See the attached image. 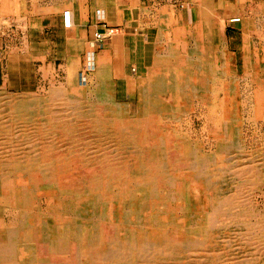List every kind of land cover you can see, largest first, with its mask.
<instances>
[{
  "label": "bare ground",
  "instance_id": "1",
  "mask_svg": "<svg viewBox=\"0 0 264 264\" xmlns=\"http://www.w3.org/2000/svg\"><path fill=\"white\" fill-rule=\"evenodd\" d=\"M190 2L195 15L186 19L164 6L156 31L166 52L152 57L148 78L130 83L133 103L118 101L107 52L85 88L76 63L70 89H52L49 101H0V264H264V216L252 201L264 187V30L254 22L264 3L247 19L246 0H226L224 11ZM128 11L119 4L114 16ZM232 19L246 28L240 78L226 74V44L214 29ZM49 106L63 115L46 117ZM195 120L224 147L199 150ZM259 125L257 149L246 150L242 131ZM229 154L243 163L224 169L235 161ZM200 170L204 179L192 180Z\"/></svg>",
  "mask_w": 264,
  "mask_h": 264
},
{
  "label": "crops",
  "instance_id": "2",
  "mask_svg": "<svg viewBox=\"0 0 264 264\" xmlns=\"http://www.w3.org/2000/svg\"><path fill=\"white\" fill-rule=\"evenodd\" d=\"M166 1L169 0H0V90L32 94L45 80L46 72L67 75L71 65H80L88 55L87 45L93 33L108 24L120 28V33L105 42L94 55L109 53L116 89L129 91L132 81L149 72L154 64L152 57L166 52V43L157 42L156 31ZM190 1L181 0L180 6H185L178 11L179 19L188 18L189 10L194 14L195 7ZM212 3L218 11L226 10V0H212ZM262 3L264 0H246L245 17L249 19L256 14L253 6ZM119 4L130 10L120 18L114 16ZM66 10L72 11L73 29L63 25ZM257 16L259 21H253L258 27L261 25L263 31L264 16L261 13ZM228 25L226 20L223 27L217 22L214 29L225 44L226 40L232 43L240 39L238 49L243 59L246 28L241 22L229 31ZM234 30L241 32L239 37Z\"/></svg>",
  "mask_w": 264,
  "mask_h": 264
},
{
  "label": "rangeland",
  "instance_id": "3",
  "mask_svg": "<svg viewBox=\"0 0 264 264\" xmlns=\"http://www.w3.org/2000/svg\"><path fill=\"white\" fill-rule=\"evenodd\" d=\"M173 3H169L170 2V0L169 1H166V2H168L167 3V5L168 4H171V5H173V6H176V7H174L175 9L178 7V10H181V9H183V7H181L180 6V4H181V1L179 0H171ZM166 4H164L163 6H167ZM233 20H235V19H232V20H228L226 23H227V25H228V27H227V29L230 31V30H233L234 29V26H235V24L234 23H231ZM241 24V21L240 22H237L236 23V25L238 26V25H240ZM236 26V27H237ZM235 31V36L236 37H239L238 35H240V31H238V30H234ZM241 44V42H240V39H238V40H236V41H232V43H230V42H227V40H226V55L228 56V61H227V63H226V74L228 75L231 71H233V72H235L236 74H237V77L238 78H240L241 76H242V74H243V68H244V66H243V59H242V56H240V51H239V49H238V47H239V45ZM104 46V45H103ZM87 48L89 49L88 51H89V54L87 55V56H85V58L83 59V61H82V63L80 64V70L82 71L81 73L83 74V76H84V78L86 79V81H84L83 83L81 82L80 83V87L81 88H85L86 86V84H89L88 82H91L90 81V79L89 78H95V75H94V72L93 73H91L90 75H88V73H86V70H87V64L90 62V61H92V60H94V62H95V58H96V56L94 55V52H96L97 50H99V48H97V49H92V48H90L89 47V44L87 45ZM101 49V48H100ZM84 69V70H83ZM148 75H149V72L144 76V78L145 77H147L148 78ZM86 76V77H85ZM94 76V77H93ZM115 76V75H114ZM262 76H264V68H263V70H262ZM44 77H45V80H43L40 84H39V88L38 89H33L32 90V94H21L20 92H7V91H3V90H0V93H1V95H0V101H8V100H14V99H17V98H23V99H37V100H46V99H48V97H49V92L52 90V89H59V88H62V89H70V85H69V83H68V80H67V75L65 74H62V73H55V72H46L45 74H44ZM78 76L76 75V78H77ZM112 77H113V73H112ZM75 77H74V80H75V84L77 83V79H76ZM81 81H82V79H80ZM88 81V82H87ZM86 83V84H85ZM134 83H133V81L131 82V86L133 85ZM35 88V87H34ZM79 88V86H76V89H78ZM74 89V88H73ZM93 89H94V87H90V89H87L88 91L87 92H89V93H92L93 92ZM133 91H135V90H133ZM132 91V92H133ZM116 93H117V99H118V101L119 102H126V101H129V100H132V98L130 97L131 95H130V92L129 91H125V90H123L122 88H118V89H116ZM133 96H134V94H133ZM92 100H94V101H96V97L94 98H91ZM50 100V99H49ZM49 100H46V101H49ZM132 103H133V100H132ZM60 109H63V107H61ZM56 110L57 109H51V107L49 106V109H48V112L50 113V114H48L46 117H48V116H55V115H63V113L61 112V111H59V113L57 112L56 114L54 113V111L56 112ZM52 111H53V114H52ZM61 112V113H60ZM39 118H42V117H39ZM35 122H36V119L34 120ZM35 122H33L34 124H35ZM36 124L37 125H35V126H33V127H31V130H32V132H37L38 130H40L41 129V127H40V123L37 121L36 122ZM257 125V124H256ZM261 125V124H260ZM258 126L260 129H261V126ZM254 127V126H253ZM257 128V127H256ZM191 132H192V140L193 141H196L197 143H200L202 146H198V149L199 150H201V151H210V149H221V148H223L224 146L222 145V144H217V139H214V138H208V137H206L205 135H204V133H198L200 130H201V125H200V123L198 124L197 123V120H195V123L193 124V126L191 127ZM196 129V130H195ZM252 130V131H251ZM195 131H196V135H195ZM259 131V132H258ZM262 133L263 131H262V129L261 130H259V129H257V130H255L254 128H252V129H249V128H247L246 127V129L245 130H243L242 131V135H244L245 136V139H246V144L244 145V148L246 149V150H250V149H253L254 147V150L255 149H257V146L256 145H254L252 142L253 141H251V140H253L255 137H254V134L256 133V135L258 134V133ZM198 133V134H197ZM251 133V134H250ZM260 133V134H261ZM247 134V135H246ZM249 136H251V137H249ZM247 137V138H246ZM198 140V141H197ZM215 140V141H214ZM216 142V143H215ZM211 143V144H210ZM213 143V144H212ZM249 147H248V146ZM253 145V146H252ZM217 146V147H216ZM195 148V147H194ZM204 151V152H205ZM207 153V152H206ZM245 155H247V154H245ZM235 159V161L234 162H227V163H225L222 167H225L224 169H226L227 167H228V165L229 164H234V165H237V166H240L242 163H243V161H241L239 158H238V156H235V155H232V154H229L228 155V157H227V160L229 159ZM237 158V159H236ZM237 160V161H236ZM214 169V168H213ZM201 171V172H200ZM200 171H198V173L197 172H193L194 173V176L195 177H191V179L193 180V179H204L203 177V175L205 174V171H202V170H200ZM196 174H200L199 176L197 175L196 176ZM182 181L185 183L184 185H185V187L188 189V190H190V188L192 189V184L190 183V181H189V178H186V177H184L183 179H182ZM255 188V187H254ZM258 189H259V191H258ZM258 189H255V193H253L252 195H253V197L254 198H252V201H253V203L257 206V207H259V209H260V207H261V209H260V211L262 212V215L264 216V187H259ZM261 190V191H260ZM258 192V193H257ZM257 193V194H256ZM263 193V194H262ZM256 195V196H255ZM258 195V196H257ZM46 201V199L45 198H43L42 199V201H39L38 202V205L40 206V209L37 211L36 210V214H37V216L39 215H41L40 217H44V215H43V213L44 214H46V212H47V208L46 207H48V204H47V201ZM44 202V203H43ZM46 203V204H45ZM43 206V207H42ZM46 208V209H45ZM53 208V209H52ZM42 209V210H41ZM51 209L53 210V211H57L58 209L57 208H55L54 206H51ZM104 209L106 210V212L108 211H111L112 209L108 206V208L107 207H104ZM46 210V211H45ZM39 214H38V213ZM43 212V213H42ZM235 213V212H234ZM236 213H239V212H236ZM206 215V212L204 211V212H201L200 213V218L201 217H203V216H205ZM38 216V217H39ZM262 216V217H263ZM234 218H235V216H234ZM50 219V220H49ZM48 220H49V222H55L56 220H55V217L52 215L50 218H49ZM229 222V224L231 223L230 222V218L229 219H226V225H228V226H230L229 224H227ZM110 225H113V224H109L108 225V227L110 228L111 226ZM77 235H79L78 233H77ZM82 237V236H81ZM79 243H77V242H75V245H78L79 246V248L78 249H80V250H82V249H84V247H85V241H81V240H77ZM82 242H84V243H82ZM77 243V244H76ZM80 244V245H79ZM78 246H76V247H78ZM80 246H82V247H80ZM106 248V250H108V251H111V250H113V249H111V248H114V247H110V246H106L105 247ZM189 256V259H191V258H193V259H195L196 258V260H198V261H201V258H197V257H200L199 256V254H193L192 255V253L191 254H188ZM188 259V260H189ZM192 260V259H191ZM190 260V261H191ZM203 261V260H202ZM222 264V263H220L219 261L218 262H214V264ZM200 264H205V263H203V262H200ZM225 264H229V263H226L225 262Z\"/></svg>",
  "mask_w": 264,
  "mask_h": 264
},
{
  "label": "built area",
  "instance_id": "4",
  "mask_svg": "<svg viewBox=\"0 0 264 264\" xmlns=\"http://www.w3.org/2000/svg\"><path fill=\"white\" fill-rule=\"evenodd\" d=\"M179 1V0H178ZM240 22V20H233L231 23L236 24ZM63 25L65 28H71L73 25V14L71 10H66L63 12ZM120 33V28L110 26L108 24H103L100 29L95 31L92 35L91 40L89 41V47L92 49H97L103 46V43L106 40H109ZM86 73L91 74L96 69V64L94 60L90 61L87 64Z\"/></svg>",
  "mask_w": 264,
  "mask_h": 264
}]
</instances>
